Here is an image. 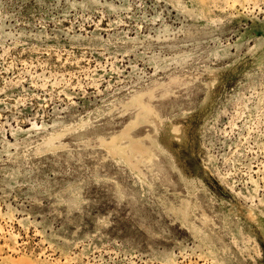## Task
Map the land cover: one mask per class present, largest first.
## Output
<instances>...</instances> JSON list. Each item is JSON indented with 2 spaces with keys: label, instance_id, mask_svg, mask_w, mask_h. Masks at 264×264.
<instances>
[{
  "label": "rangeland",
  "instance_id": "374dc122",
  "mask_svg": "<svg viewBox=\"0 0 264 264\" xmlns=\"http://www.w3.org/2000/svg\"><path fill=\"white\" fill-rule=\"evenodd\" d=\"M0 264H264V0H0Z\"/></svg>",
  "mask_w": 264,
  "mask_h": 264
}]
</instances>
